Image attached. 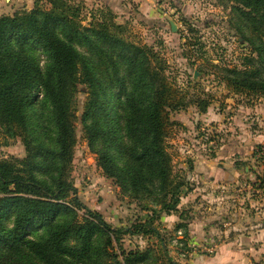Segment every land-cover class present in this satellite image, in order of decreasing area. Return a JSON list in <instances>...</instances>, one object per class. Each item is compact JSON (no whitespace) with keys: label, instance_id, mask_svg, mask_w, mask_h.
I'll return each instance as SVG.
<instances>
[{"label":"trees","instance_id":"trees-1","mask_svg":"<svg viewBox=\"0 0 264 264\" xmlns=\"http://www.w3.org/2000/svg\"><path fill=\"white\" fill-rule=\"evenodd\" d=\"M46 1L49 8L0 16V125L12 137L20 136L26 150L21 166L0 162V264H28L27 255L42 264L144 261L145 252H117L113 241L125 233L159 237L157 229L146 221L112 227L78 199L77 188L67 181L76 120L105 176L142 207L152 204L169 212L185 185L167 148L170 111L195 105L204 113L212 96L190 95L180 87L160 52L133 39L108 7L92 10L84 23L82 3ZM220 1L232 2L236 31L248 51L239 64L212 62L214 79L232 94L263 97L264 0ZM29 44L48 59L46 75L28 52ZM80 87L85 99L77 117L74 95ZM40 91L53 125L47 142L36 137L26 114ZM117 100L118 110L113 108ZM256 178L255 185L262 187L264 170ZM75 209L84 210L81 219ZM33 226H48L46 236L28 239Z\"/></svg>","mask_w":264,"mask_h":264},{"label":"rangeland","instance_id":"rangeland-1","mask_svg":"<svg viewBox=\"0 0 264 264\" xmlns=\"http://www.w3.org/2000/svg\"><path fill=\"white\" fill-rule=\"evenodd\" d=\"M72 1L82 3L84 23L90 19L92 10L111 9L116 22L125 24L133 39L160 52L169 66L167 73L180 87L190 95L209 92L213 99L204 113L195 105L170 111L173 124L166 138L167 148L172 155L174 173L185 180L175 210L159 211V206L152 204L142 207V201L122 191L112 178L105 176L88 146L80 121L76 120V141L66 178L77 188L78 199L114 228L146 221L157 229L159 237L153 232L125 233L113 241L117 252H145L146 259L135 264H264V184L255 185L257 176L247 179L242 175L246 167L256 175L264 170V158L257 156L264 144L250 141L264 127L256 121H245L244 126L239 122L243 111L246 118L254 116V107L264 104V96L255 99L232 94L215 81L214 68L210 65L212 62L239 64L248 51L236 31L238 18L231 11L232 2L121 0L120 6L111 7L104 0ZM36 7L46 9L50 4L46 0H0V16ZM26 48L46 75L49 63L46 56L30 44ZM81 88L74 95L77 117L82 113L85 99ZM44 97L40 91L26 114L36 137L47 142L53 136V125L50 105ZM118 102L114 101V109L118 110ZM210 113L216 114L217 119H211ZM236 140L243 146L251 144L246 156L233 152ZM25 156L22 138L12 137L0 125V162L14 161L21 166ZM225 166L237 167L241 172L238 181L232 183L234 186H205V170ZM198 174L200 178L194 176ZM75 212L78 219L84 216L83 209ZM6 224L10 226L12 219H7ZM48 228L33 226L27 238L42 239ZM26 261L42 264L29 255Z\"/></svg>","mask_w":264,"mask_h":264},{"label":"crops","instance_id":"crops-1","mask_svg":"<svg viewBox=\"0 0 264 264\" xmlns=\"http://www.w3.org/2000/svg\"><path fill=\"white\" fill-rule=\"evenodd\" d=\"M104 1L107 2L108 5H110L111 7L120 6V4H121V0H104ZM263 107H264L263 103L259 104V108H258V105L257 106L255 105L254 108L256 111L253 110V115H254L253 117L249 116L246 118V112L245 111L241 112L242 114L239 116L240 125L244 126L246 123L245 121H247V123L256 121V123L260 127H262V126L264 127V108ZM208 108L210 109V107H208ZM251 109H253V108H251ZM209 112L210 111H208V113ZM210 115H211L210 116L211 119H217L216 114L210 113ZM238 127L241 128L242 126H238ZM260 132L261 133L258 134V136H256L255 138H253L250 141H256L257 143L264 144V131L260 130ZM250 145L251 144H249L248 146H243V144H241V142H238L236 140L232 149H233V152H235V153L238 152L242 156H246L247 153H249ZM244 171H245V173H243L242 175H244L247 179H250L252 177L254 178L255 176H257L248 167H246ZM240 173L241 172L239 171V169H237V167L225 166L224 168H219V169H216V168L206 169L205 172L203 173L205 180H207V182L205 183V186H230V185L234 186V184H232V183L234 181L235 182L238 181V175H240ZM221 175H224V179H220ZM194 176L200 178L201 175L198 174V175H194ZM231 264H233V263L231 262Z\"/></svg>","mask_w":264,"mask_h":264},{"label":"built area","instance_id":"built-area-1","mask_svg":"<svg viewBox=\"0 0 264 264\" xmlns=\"http://www.w3.org/2000/svg\"><path fill=\"white\" fill-rule=\"evenodd\" d=\"M257 156L260 158H264V146L258 149Z\"/></svg>","mask_w":264,"mask_h":264},{"label":"water","instance_id":"water-1","mask_svg":"<svg viewBox=\"0 0 264 264\" xmlns=\"http://www.w3.org/2000/svg\"><path fill=\"white\" fill-rule=\"evenodd\" d=\"M196 73H197V72H196ZM196 73H195V74H196Z\"/></svg>","mask_w":264,"mask_h":264}]
</instances>
